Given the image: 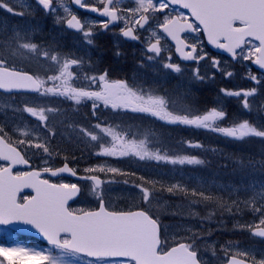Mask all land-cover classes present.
<instances>
[{
  "label": "snow or ice",
  "instance_id": "6c2138e0",
  "mask_svg": "<svg viewBox=\"0 0 264 264\" xmlns=\"http://www.w3.org/2000/svg\"><path fill=\"white\" fill-rule=\"evenodd\" d=\"M25 3V0H20ZM38 6L48 13H54L57 8L53 7L54 0H35ZM74 4L86 7L84 0H73ZM103 5L100 8L92 7L91 11L101 12L108 19L103 24L107 29L110 23L122 19L120 10L114 5L119 0H100ZM137 7L127 10L133 18L140 13L139 18L129 21L131 26L126 23L125 28L121 29L123 37L133 40L139 39L134 32L136 28L145 29L149 23V16L143 13L161 12L167 9L170 4H182V7L189 9L191 16L199 22L203 31L207 34L208 41L217 48L225 49L233 57L237 56V50L244 52V46H248L247 54L242 55V59L248 60L255 57V64L264 68V0H135ZM0 8L7 10L13 15L24 16L23 12H15L13 7L5 0H0ZM65 13L70 16L66 20L67 27L75 29L83 34L85 41L92 43L93 35L91 28L82 24L77 16L73 15L68 7H64ZM59 23V20L57 21ZM162 29V34L171 37L176 42V51L185 60L203 59V56H194L197 45H187L180 34L182 32H198L200 28L187 22V18L181 13L177 16H165L162 23L157 26ZM161 33L153 31L154 42H150L147 52V60L152 61L159 57L162 52ZM31 35L27 30L15 31L7 39L0 41V89L11 90H30L42 95L52 94L63 96L79 104L83 100L102 101L105 106H110L114 110H131L135 113H146L160 121L170 125L191 126L196 129H204L234 142L243 143L248 139L260 138L264 140V130H260L248 120L233 122L227 126H221L227 119L228 113L220 107H211L202 113L194 114L188 107L177 108L176 101L165 95H155L151 91L145 92L143 88L129 86L125 80H110L107 70L100 74L91 76L84 74V80L89 84H98V91H91L84 87L74 86V81L78 79L77 74L71 69L81 67L83 61L68 57H61L58 53L46 49L45 46L31 42ZM253 40L258 43H253ZM190 47L191 51H185ZM116 55H120L119 52ZM17 57L24 59H40L54 62L57 69L56 74L42 78L39 75L30 74L27 71L18 70L13 61ZM217 65V61H213ZM160 68L180 73L181 68L178 64L167 62L159 65ZM199 78V74H196ZM231 75V73H228ZM250 79L257 81L256 76ZM51 82L52 86H46ZM258 82V81H257ZM259 83V82H258ZM222 95L226 97H236L242 99V108L251 111L249 98L255 97L256 88L249 91H229L221 89ZM97 105L93 103V109ZM25 112L33 117H38L40 121H47V112L53 109L34 108L25 105ZM45 127H47L45 125ZM101 133L110 137V142L105 145L99 143L103 138L86 129L81 131L90 137L92 141H97L99 151L97 155L111 157L134 156L140 160H155L171 163L172 165H203L204 160L196 156H175L168 155L164 149L153 151L149 147L147 137L144 139H129L126 132L117 131L111 126L95 125ZM52 135L55 132L49 129ZM16 133L26 139L12 142L4 127L0 125V160L9 161L8 166H0V225L23 224L30 225L38 233L46 238L47 242L59 250L52 251L29 249L25 246L0 243V264H71L63 257L69 254L86 253L90 257L97 258V262L102 264H202L198 256L196 247V234L193 233L191 242H181L176 246L168 248L166 242L160 239V223L157 218L150 215L147 210L136 211H109L105 207L102 193V185L107 183L102 181L99 176L91 175L84 179L92 182V192L99 198V210L83 211L77 214L75 210H69L66 206L68 201L75 197L80 188L76 183L53 184L48 180H41L40 171H30L13 174L12 166L16 164H28V160L19 150L20 145H27L36 149H42L49 154L50 149L47 140L34 143L29 131L18 128ZM39 139V137H37ZM188 147L200 149V143L185 142ZM216 151V149H208ZM43 172H50L57 176L60 173H71L76 176L75 170L68 167L67 163L58 169L45 167ZM86 172H108L121 174V171L114 167L98 165L89 168ZM144 178L141 177V180ZM151 187L143 184L136 185L142 195L145 204L151 203L156 195L155 181H145ZM23 187L35 189V195L26 197L23 202L18 201L17 193ZM253 185L245 191H251L252 196L245 205L251 207L254 213L259 214L258 222L253 225H240V230L247 229L253 237L264 238V203L257 206L258 200H264V185ZM160 191L170 194L181 193L185 197L191 196L190 206L198 203L213 202L220 208L232 211L233 207H238V201L232 200L231 205L221 196L214 195L212 190L200 187L189 188L181 183L168 186L161 185ZM231 194V189L228 190ZM192 215H197L192 213ZM236 248L235 254H229V250ZM227 264H264V252L254 250H240L238 244L229 243L224 249ZM239 257V258H238ZM259 257V258H257ZM118 258V259H106Z\"/></svg>",
  "mask_w": 264,
  "mask_h": 264
},
{
  "label": "rangeland",
  "instance_id": "374dc122",
  "mask_svg": "<svg viewBox=\"0 0 264 264\" xmlns=\"http://www.w3.org/2000/svg\"><path fill=\"white\" fill-rule=\"evenodd\" d=\"M12 1L15 4H22L20 2V0H12ZM57 1L58 2L55 5V8H57V11L52 13V15L55 18H57V21H58V20H62L63 18H65L68 14L65 13V11H64V7H67L66 4L64 3V0H57ZM23 5L29 9L30 8H32V9L36 8L33 0H25V3ZM135 7H137V5H135L133 7H129L128 9L135 8ZM125 16H126V19H128L129 17H132L130 14H128V12L125 13ZM152 33H153L152 31L148 32V34H152ZM149 38L150 37H147V34H146L145 39L149 40ZM166 47H165V49L168 52L170 50L169 45L166 44ZM247 49L244 50L243 53H240V58H239L240 61L239 62L245 68L249 69L248 64H250V63H248V62H250V59H248V60L242 59V55L247 54ZM161 60H164V59H161ZM245 64H247V65H245ZM201 66H202L203 71H205L207 68H209V69L217 68L221 72V75L224 78L233 77L235 80H236V72H237L236 70H238V72L244 71V69L241 67H236V68L232 67L229 64V61L227 59L220 60L217 65H214V64L207 65L206 63H203V64H201ZM191 72H192V70L189 72L188 76H190ZM228 73H231V75H228ZM253 76H255V75H253ZM256 77H257V79L259 78L258 76H256ZM191 81L192 80L190 78L179 80L178 81V87L179 86H185V88H187V87H189V83ZM218 102L222 104V98L221 97H218ZM20 124H23V123H20ZM16 128L17 129L18 128L26 129L27 131H29V133L31 135L36 136V137L39 136L38 131H34V130L30 129L26 125H23V126L16 125ZM57 134H58L57 135V145L59 148L72 147L71 149H73V150H75V148H78V147H74L76 145H79V141H77L75 138L67 137L60 132H58ZM98 165H103L105 167H114V168H117L119 170L122 168V166L119 165L118 161H110V160H99V161H93L90 163H84L83 168L86 170L89 168H95ZM145 172L160 185L168 186V185L175 184V183H181V184H183L189 188L196 187L199 189L200 187H203L206 189H210V190H212L214 195L233 197L234 200H237V201L245 198V196L240 192L243 189H238L237 187L232 186L230 184H227L225 182H220V181H216L213 179H205L204 177H201L197 174L190 173L188 171L179 169L175 166L169 167L168 169L167 168L166 169L165 168H159V167L158 168H148V169L145 168ZM104 174H110V173L104 172ZM112 174H114V173H112ZM89 189L91 190L92 186ZM229 189L232 190L231 194H229V191H228ZM91 193H93L92 190H91ZM102 193H103V195L106 196V198H108V201L111 205L137 204V203H139V201L142 198L141 192L137 188L128 187V186H119V185H113V184H108V185L104 186L102 188ZM245 199H247V198H245ZM261 201H264V200H259L258 202H261ZM166 202L167 201H162V202H159L157 204H161V206H173V208H170V210L177 211V209L175 208V205H173L172 203H166ZM258 206H260V204ZM180 208L183 209V206L180 205ZM259 218H260L259 214L251 212L248 216H244L241 219H239L237 221V225L238 226H240V225H253L254 226L258 222ZM170 227L174 230L180 231V230L188 229L190 227V225L185 224L183 221L179 220V221H175V222L171 223ZM0 243H4V242H0ZM14 245H20V244H14ZM238 245H239L240 250H254L256 252H264V245L263 244H256L255 245V243H246L245 242V243H239ZM20 246H22V245H20ZM27 248L35 249L32 246H27ZM36 250H41V249L36 248ZM232 250L237 251L236 248H232ZM48 251H51V250L48 249ZM63 258L65 260L70 261L71 264H76V263H74V261L71 258H68L67 256H65ZM257 258H259V257H257ZM79 260L81 261V263H86V261L83 260L82 257H79Z\"/></svg>",
  "mask_w": 264,
  "mask_h": 264
},
{
  "label": "trees",
  "instance_id": "16d2710c",
  "mask_svg": "<svg viewBox=\"0 0 264 264\" xmlns=\"http://www.w3.org/2000/svg\"><path fill=\"white\" fill-rule=\"evenodd\" d=\"M100 47L102 49V46ZM119 60L122 61V59ZM119 60H117L118 63ZM209 87L210 85H204V87L200 86L197 88L198 92L194 91L192 93L193 102H190L191 108L210 103L214 89ZM227 104L232 110L231 115L239 116L241 108L238 102L230 100ZM65 118H69V116H65ZM229 118H231V116ZM124 122L125 125L131 126L137 131L143 130L144 128L149 132L152 130L150 129V123L141 117L129 115L125 117ZM155 131L156 137L153 141L158 143V146L163 147L167 152L181 150L184 138L180 135L174 138L173 134L177 132L176 130L159 125ZM200 138L203 141L211 140L214 144L213 146L208 145L204 149L205 151L201 153L202 160L205 161L203 167L206 175L215 176L218 177L219 180H225L234 185H241L244 187L255 185L257 186L256 189H260L259 186L264 185V140L252 139L240 143L227 140H222L221 142L213 141L209 137L202 136H200ZM206 144L208 143L206 142ZM208 149H216V151L212 152L208 151ZM133 177L136 179V176ZM127 178L131 179V176H127ZM124 179V177L121 178V180ZM184 198L185 201H183V203L185 204H189V201L193 199L191 196ZM245 198H247L245 201H248L251 196H245ZM231 202L232 199L227 200L228 204H231ZM198 204L203 205L206 203ZM210 204L217 205L213 202Z\"/></svg>",
  "mask_w": 264,
  "mask_h": 264
},
{
  "label": "water",
  "instance_id": "95a60500",
  "mask_svg": "<svg viewBox=\"0 0 264 264\" xmlns=\"http://www.w3.org/2000/svg\"><path fill=\"white\" fill-rule=\"evenodd\" d=\"M178 5H181L182 6V4H178ZM189 10V9H188ZM23 190H35V189H33V188H30V187H23V188H21L20 189V191H23ZM19 191V192H20ZM18 192V193H19ZM17 193V194H18ZM73 198V197H72ZM71 198V199H72ZM70 199V200H71ZM69 200V201H70ZM68 201V202H69ZM14 225V227L16 228V229H18V230H21V231H24V232H29V233H32V234H35V235H37V236H39V237H41L42 239H44V240H46V238L45 237H43L42 236V234H40V233H38L35 229H33L30 225H23V224H13Z\"/></svg>",
  "mask_w": 264,
  "mask_h": 264
}]
</instances>
